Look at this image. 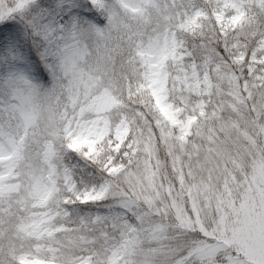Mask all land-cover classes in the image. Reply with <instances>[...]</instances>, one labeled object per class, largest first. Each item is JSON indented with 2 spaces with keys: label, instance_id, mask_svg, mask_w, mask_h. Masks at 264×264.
Masks as SVG:
<instances>
[{
  "label": "snow or ice",
  "instance_id": "6c2138e0",
  "mask_svg": "<svg viewBox=\"0 0 264 264\" xmlns=\"http://www.w3.org/2000/svg\"><path fill=\"white\" fill-rule=\"evenodd\" d=\"M0 264H264V0H0Z\"/></svg>",
  "mask_w": 264,
  "mask_h": 264
}]
</instances>
